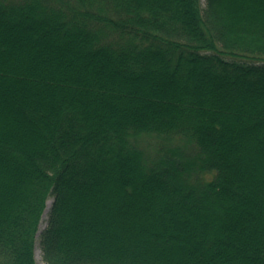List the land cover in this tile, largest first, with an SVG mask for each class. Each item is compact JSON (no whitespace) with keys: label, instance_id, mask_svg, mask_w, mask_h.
<instances>
[{"label":"trees","instance_id":"obj_1","mask_svg":"<svg viewBox=\"0 0 264 264\" xmlns=\"http://www.w3.org/2000/svg\"><path fill=\"white\" fill-rule=\"evenodd\" d=\"M36 246L264 264V0H0V264Z\"/></svg>","mask_w":264,"mask_h":264},{"label":"rangeland","instance_id":"obj_2","mask_svg":"<svg viewBox=\"0 0 264 264\" xmlns=\"http://www.w3.org/2000/svg\"><path fill=\"white\" fill-rule=\"evenodd\" d=\"M148 142H150V141H148ZM49 206H50V201L47 204V210H45V213L43 215V218H42V221H41V224H40V230H43L45 228V226H46L45 222H46L47 212H48ZM34 258H35L37 264H45L43 262V260H42L41 252H40L38 246H36L35 249H34Z\"/></svg>","mask_w":264,"mask_h":264}]
</instances>
